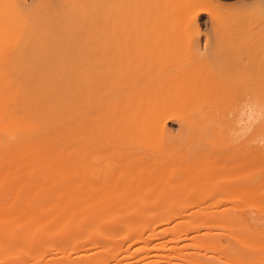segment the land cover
<instances>
[{
    "label": "rangeland",
    "instance_id": "rangeland-1",
    "mask_svg": "<svg viewBox=\"0 0 264 264\" xmlns=\"http://www.w3.org/2000/svg\"><path fill=\"white\" fill-rule=\"evenodd\" d=\"M19 1L29 8L38 0ZM76 1L79 6L83 4V9L75 6L78 10L86 7L84 11L89 16L84 17L90 18L89 22L107 24L102 21L107 18L111 25L124 27L120 37L108 36L114 45L121 42L122 48L119 54H108L105 102L93 101L91 112L84 109L89 116L83 122L77 110L72 109L71 132L63 127L52 132L58 139L54 144L66 140V148H72L71 157L82 154L86 163L96 166L92 171L96 178L89 177L92 192L102 189L97 179L104 175L110 184L116 183L117 187L109 190L110 203L97 202L96 209L105 216H115L128 213L129 207H139L146 216L148 223L120 217L119 224L127 230L125 236L121 239L119 232L108 231L107 247H135L133 251L143 248L147 253L139 254L136 264H264V131L260 130L264 119L259 116L255 124H250L241 110L249 103L242 95L251 98L249 105L259 110L264 105V0ZM10 6L7 9H13ZM111 18L114 21H109ZM8 54L14 59L17 49L11 48ZM93 76L98 77L96 69ZM43 110L49 113L46 107ZM200 110L211 113L208 118L204 114L207 119L202 124L196 117ZM50 113L55 114L56 123L68 119L66 115ZM140 117L142 129L137 133L133 128ZM246 124L252 125L251 133L248 129L245 132ZM246 133L253 140L248 141L251 135L246 137ZM242 137L248 142L246 146H239L244 141L239 139ZM129 169L135 174L140 172L139 183L126 177L121 180ZM23 173L36 172H18ZM55 173L62 176L76 172ZM0 174L1 185L6 173ZM138 185L137 190L131 188ZM69 187H48V192L45 188L43 192L51 193V197L42 195L41 190L33 192L30 187L23 192L28 203L0 201V206L4 204L9 209L27 204L30 210L36 207L53 213L57 207L67 206L48 228L64 226L63 229L57 227L60 231L46 235L42 244L56 247L55 239L61 237L66 247H93L91 241L100 235L95 233L97 222H89L81 233L65 236L70 209L84 207L77 214L81 219L93 211L87 201H94L76 203L70 196L67 205L53 201L59 191H70ZM2 188L1 193L9 194L19 189ZM118 188L132 192L120 196ZM130 231L134 236L128 239ZM13 254L8 252L6 257L15 259ZM33 257L29 261L25 257L28 262L24 263L43 264L42 258L37 256L41 261L33 262Z\"/></svg>",
    "mask_w": 264,
    "mask_h": 264
},
{
    "label": "bare ground",
    "instance_id": "bare-ground-1",
    "mask_svg": "<svg viewBox=\"0 0 264 264\" xmlns=\"http://www.w3.org/2000/svg\"><path fill=\"white\" fill-rule=\"evenodd\" d=\"M76 2L74 0H38L36 4L28 8L23 7L22 2L19 0H0V171L6 173V179L3 180L4 182L0 186H3L2 190L11 189V191L13 186L19 188L11 194L8 191L5 193L0 192V201L13 204L28 203L29 201L25 199L27 195L23 192L30 187L34 188L33 192L40 193L45 188L47 191L48 187L54 189L59 185L60 188L63 185L64 187L66 185L70 186L69 188L73 185L79 186L78 190H75L73 186L71 189H74L73 191L67 189L61 191V194L59 191L57 196L53 195L55 198H53V201L63 203V205H67V202L71 201V198L70 200L67 199L69 196L74 197L73 202L76 201V203L94 199L92 202L87 201L88 207L90 209L93 207V211L83 215L82 220L79 219L77 214L83 211L84 207L77 205V207L74 206L70 209L65 224L68 229L65 231L68 234L65 236L69 238L74 233H81L87 229L89 222L98 223L99 227H96L98 232L95 233L100 235L96 240L91 241L90 246L93 247H87L89 245L86 247H66L60 242L61 237L55 239V243L59 247L45 246L42 243L45 242L43 238L46 235L59 232L60 230L56 229L57 227L63 229L64 226H56L54 229L48 228L51 226L53 219L67 206L62 209L57 207L58 212L53 213L36 207L30 210V207L27 208L29 206L27 204H25L27 207L15 205L17 208L11 207V209L9 207V209H6L7 206L3 204V206H0V257L3 256L0 258V264H25L24 262L27 261H25V257L28 259L31 256H36V258L33 257V262L34 260L41 261L37 258L39 256L40 259L42 258L43 264H136L134 261L143 252V248L139 247L135 251L132 250L135 247H117L119 245L107 247L109 243L107 239L109 236L108 231L119 232L121 239L125 236L127 230L119 224L118 219L120 217L136 218L140 220V223L147 222L146 216L140 213L141 208L129 207L128 213L122 214L120 212L121 214L118 213L115 216H109L111 213L106 214V216L103 215L94 205L97 202L110 203L108 200L110 197L108 198V196L112 192L109 190L111 187H117L115 186L116 183L110 184L108 176L104 175L102 179H97L100 181V183L97 181L100 187L103 185L102 189L96 193L92 192L93 187L91 186L93 184L91 185V180L96 178L92 177V171L95 170L93 168L96 166L94 165L92 168L91 163H86L82 154L77 153L78 155L71 157L72 148H66L68 147L66 140L65 143L59 144L58 142L54 144L58 139H55L56 136L52 132H56L62 127L69 130V132H71L70 129H73V121L71 117L69 118V112L72 109L77 110L78 119L83 122L89 116V113L86 114L84 109L91 112L93 101L105 102V91L109 88V74L106 67L108 54L110 51L119 54L122 48L121 42L114 45L113 41L108 39V36L116 34L120 37L123 34L124 27L121 24L111 25V22H109V25L106 22L107 18L102 20L107 24H96L97 21L93 18H91V21H96V23L89 22L90 18L86 19L89 15L87 16V11H84L87 10L86 7L82 10L83 4L80 3L82 9L78 10V7L75 6H79V3ZM10 5L14 10H19L21 13L15 11V14H12L13 9H7ZM3 7H6V9ZM81 10L86 14L83 15L84 13L82 14ZM106 14L108 15V11ZM113 14L109 13V16L119 18V15ZM116 14L118 13L116 12ZM112 20L114 21L112 18L109 21ZM114 26L116 28H113ZM11 48H16L18 52L14 59L12 55L8 54ZM93 69L97 70V78L93 76ZM242 96L246 99V102L250 103L252 101L251 98L248 100V96ZM240 102H238V105ZM249 103L244 104L243 109L239 108V110H243V117H246L245 121L255 124L260 117L264 119V110L261 111L264 105L261 104L260 106L258 104L260 106L259 110V107L257 109V106L254 107V104L249 105ZM103 104V106L107 105ZM103 106L101 104V107ZM44 107L47 108L46 111L49 109V113L43 112ZM51 111L56 112L57 116H67L68 119L62 122L64 125L55 122V114L50 113ZM197 113L196 117L199 124L205 122L211 114L204 113V110ZM141 119L142 117H140V122H136L133 128L137 133L142 129ZM243 123L246 122L243 121ZM250 124L248 126L246 124L245 127L248 128H244L245 132H248L247 129L249 132L252 131V125ZM88 128L89 131L91 127ZM261 129L264 131V126L263 128L260 127ZM262 131L260 132L262 133ZM255 132L258 134L259 131ZM251 138L252 135L247 140L249 141ZM239 139L244 140L243 137ZM245 141L246 139L242 144L238 143L239 141L237 143L242 146L248 143H245ZM262 141L264 142V140ZM87 168L89 171L86 170ZM73 169L76 172L74 175L60 176V174L55 173L59 170L71 171ZM21 170H31V173H36L33 175L29 173L18 174ZM17 174L18 177L16 178ZM140 175V172L135 174L131 169L125 170L121 180L126 177L135 180L134 183H139L142 180ZM90 176L92 179L89 178ZM139 187L138 185L131 188L137 190ZM117 191H119L118 195L125 194V196L132 192L119 188ZM44 192L42 195L47 194ZM50 194L48 193L49 196ZM118 207L120 208V205ZM15 225H18L19 228ZM74 230L76 231L73 232ZM38 234L43 237L37 236ZM133 236L134 231H130L128 239ZM96 245H103V247H94ZM8 252L11 255L15 252L16 254L14 253L13 256H16V258L9 256L11 259L9 257L8 259L6 257ZM31 259L29 258L28 261ZM39 263L41 264V262Z\"/></svg>",
    "mask_w": 264,
    "mask_h": 264
}]
</instances>
